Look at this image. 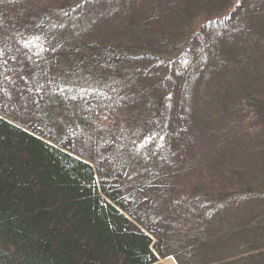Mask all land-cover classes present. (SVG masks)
Masks as SVG:
<instances>
[{
    "label": "trees",
    "instance_id": "trees-1",
    "mask_svg": "<svg viewBox=\"0 0 264 264\" xmlns=\"http://www.w3.org/2000/svg\"><path fill=\"white\" fill-rule=\"evenodd\" d=\"M47 1L0 0L2 38L8 35L22 49L14 57L12 89L34 80L37 103L32 108L47 129L44 133L30 126V117L22 124L0 111V264H151L158 257L176 260V244L188 253L205 249L197 256L202 258L210 231L218 235L212 249L230 247L231 241L237 247L238 235L250 241L244 239L237 251L243 247L261 253L260 208L244 214L250 221L258 218L247 231L237 225L224 230L222 225L225 216L235 214L237 200L264 206V172L218 164L212 166L210 179L200 184L180 175L169 181L181 193L174 195L154 175L160 164L158 142L168 134L171 120L166 93L174 95L183 87L188 93L197 60L190 51L195 38L205 42L197 77L203 85H217L213 109L219 116L225 108L229 116H238L240 129L264 132V95L254 89L264 87V73L260 75L259 65L252 61L264 50V20L251 23L247 9L255 0H172L159 9L162 0L145 16L135 9L142 0H80L76 6L88 3L115 14L108 25L112 34L63 49V41L54 40L65 22L66 2ZM237 28L241 31L231 45L214 42L216 33L224 32L227 39ZM176 40H182L173 49L176 54H168ZM132 62L135 66H129ZM152 67L166 73L150 81L136 79L140 70ZM67 129L98 146L115 134L125 140L121 145L112 142L114 150L104 169L96 159L73 149L72 140H63ZM261 138L250 151L262 158L264 134ZM169 141L175 145L173 137ZM129 146L137 149L126 152ZM260 164L264 166V160ZM118 169L128 181L125 174L122 179L119 175V182L109 178ZM180 197L183 206L177 207ZM217 209L226 213L209 222ZM164 216L175 221L167 225V233L159 227ZM189 225L196 226L194 232L173 239Z\"/></svg>",
    "mask_w": 264,
    "mask_h": 264
},
{
    "label": "rangeland",
    "instance_id": "rangeland-1",
    "mask_svg": "<svg viewBox=\"0 0 264 264\" xmlns=\"http://www.w3.org/2000/svg\"><path fill=\"white\" fill-rule=\"evenodd\" d=\"M55 1L56 0H48L47 3L53 5L55 4ZM62 1L66 2V8L64 10L66 11V18L54 40V42L63 41L60 44L61 49L70 46L74 47L79 43H89L93 40H97V37L105 38L112 34L108 25L111 24V20L115 18L113 12H110L109 14L104 13L107 9H94L88 5V3H86L87 5H83L84 7L76 6L80 0ZM142 1L141 5H137L135 8L138 9L137 13H139V16H145L147 11L154 8V4L159 5L158 2H161L162 0ZM170 1L172 0H163L159 9ZM126 6L127 4L125 5V9H128ZM247 9H249L251 13V19L249 20L251 23L258 20H264V0H255ZM239 31L241 30L237 28V31L235 30L234 34L228 36L227 39L224 32H218L214 36V42L220 46L223 45L225 41H228V45H231V42L237 40ZM205 34H208V32ZM2 35L3 33L0 28V111L4 112L10 120H15L22 124H24L26 119L30 117V121L27 120L28 123H30V126L38 127L41 131L47 133V129L38 120V116L35 115L32 108L37 103L35 90L32 86L34 80H26L22 83V89H12L14 83V75L12 72L15 65L14 57L15 55L22 53V49L12 43V40L8 35H5L8 39H3ZM181 43L182 40H176L175 46L171 47L167 53L176 54L173 49H176V46L178 47ZM203 47H205V42L202 38H195L190 51L193 56L197 57V60L193 71L190 73L189 86L186 87L188 93L184 94L185 91H183V85L181 86L183 87L181 88V91L174 95H172L173 93H166V114L171 120H168V134L158 142L156 154L160 164L157 165V170L154 175L160 176L162 180L160 185H162L164 189L170 188V193L172 194L180 192L178 188L172 187L168 182L171 180L174 181L178 175L186 181L191 183L197 182L200 184L204 182L205 179H210L212 166L218 164L224 166L225 163L230 162L232 167H237V170L239 171L244 170L252 174L260 172V170L261 173L264 172V166L260 164V160H264V157H257L250 151L252 143L262 139L261 136L264 132L259 133L260 129H256L250 133L245 129H240L238 116H229L227 114V108H225L224 114L219 116V112L213 109L212 103V96L215 95L214 92L215 89L217 90V85L213 83L203 85V80H199L197 77V73L202 70L201 67L205 60L200 53ZM240 51L246 56L243 49ZM229 55H231L230 51ZM252 61L254 64L259 65V74L261 75V72L264 73V50H260V53H256L253 56ZM129 66H135V63L132 62ZM142 67H145V65ZM165 70L169 72V74L177 76L176 71L173 72V70L167 68H165ZM165 73V71L160 72L157 67H152L146 71L140 70L137 73L136 79L150 81ZM37 79L38 78L36 77V82H38ZM250 79L251 78H249V84L251 85L252 81ZM254 89L257 93L264 95V87L257 86ZM12 91L14 94H12ZM115 135L116 136H111L106 141H102L101 145L98 146L93 142L84 141L81 139V136L79 137L74 131L67 129L64 133L63 140H72L73 145L75 146L73 149H76L81 155L84 154L87 157L91 156L93 161L96 159V161L99 162V165L103 166L104 169H107V165H109L110 162V157H107L110 156L108 154H111L109 151L111 149L114 150L112 142L115 145H121L120 143L123 144L125 140V138L123 140L122 137L117 136L119 134ZM170 136L175 139V145L173 144L172 147L169 141ZM132 145L134 147L137 146L133 143ZM134 147L129 146L126 149V152L136 150L137 148ZM115 171V174L113 173L109 178L119 182L120 179L126 176L124 181H128L129 177H127L124 171L121 172L119 169ZM120 174H122V177L119 179L118 177ZM262 179H264V176H262ZM157 184L158 183L153 185V187H159H156ZM199 193L200 191L197 192V194ZM186 202L189 203L190 201L187 200ZM175 203L179 204L177 207L180 205L183 206L181 204V197L175 201ZM202 207L204 208V206ZM233 207L237 209L235 210V214L230 217L225 216V221L222 225L224 230L234 228L236 225L237 229L240 228V231H243V229L247 231V229L253 227L257 223L258 218L250 221V216L244 215L247 211H249V214H252L258 210L255 208H260L263 212L262 215H264V206L259 207L256 202L244 200L238 204L237 200ZM212 213L213 214L209 215V222H214V219H217V217L219 218L220 214L226 213V210L217 209ZM174 223L175 221L172 216H164V218L160 220L159 227H161V231H166L165 233H167L169 230L167 225L170 227V225ZM195 228V225H189L188 229L181 234H174L173 239L179 240L182 237H186L190 235L191 232H194ZM213 234L214 231H210L209 236L211 239L207 240V236L205 238V245H207L208 248L204 257L199 258L197 256L199 255V252H205V249L200 250L199 252L188 253L180 245L176 244L174 245L176 248L180 247L179 249H175V251L177 250V252H175L177 259L175 260L173 256L158 257L157 263L168 261L170 264H264V240H262L259 245L260 248L258 252H261L259 254H257V250L249 252L243 247H240L237 251L239 243V246H241L242 243H244V239L245 243H249L250 241V237L243 238L238 235L237 247H233L231 241L229 243L230 247L220 246L217 249H212L214 243L218 241V235L213 237ZM154 240L155 238L153 241ZM163 247L164 245L162 244L159 246L162 253L167 254L165 252L166 248Z\"/></svg>",
    "mask_w": 264,
    "mask_h": 264
},
{
    "label": "bare ground",
    "instance_id": "bare-ground-1",
    "mask_svg": "<svg viewBox=\"0 0 264 264\" xmlns=\"http://www.w3.org/2000/svg\"><path fill=\"white\" fill-rule=\"evenodd\" d=\"M153 264H170L168 261H161L159 263H153Z\"/></svg>",
    "mask_w": 264,
    "mask_h": 264
}]
</instances>
